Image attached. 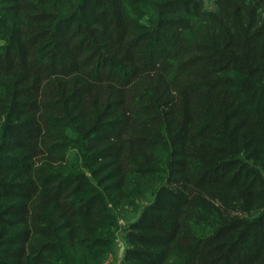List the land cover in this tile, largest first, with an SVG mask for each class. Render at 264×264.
I'll return each mask as SVG.
<instances>
[{"label": "trees", "instance_id": "16d2710c", "mask_svg": "<svg viewBox=\"0 0 264 264\" xmlns=\"http://www.w3.org/2000/svg\"><path fill=\"white\" fill-rule=\"evenodd\" d=\"M204 1L0 0V264H264V0Z\"/></svg>", "mask_w": 264, "mask_h": 264}, {"label": "rangeland", "instance_id": "374dc122", "mask_svg": "<svg viewBox=\"0 0 264 264\" xmlns=\"http://www.w3.org/2000/svg\"><path fill=\"white\" fill-rule=\"evenodd\" d=\"M210 3H212V0L204 1L205 5H209ZM136 210L137 208L135 209L132 205H124L121 207V211L116 215L117 224L122 226L125 219L134 214ZM123 244L122 230L119 227H115L111 243L105 247V251L98 256L97 254H91L88 257L87 264H119Z\"/></svg>", "mask_w": 264, "mask_h": 264}]
</instances>
